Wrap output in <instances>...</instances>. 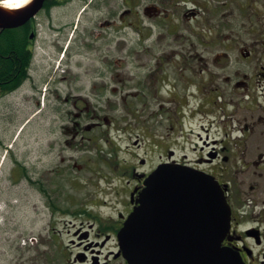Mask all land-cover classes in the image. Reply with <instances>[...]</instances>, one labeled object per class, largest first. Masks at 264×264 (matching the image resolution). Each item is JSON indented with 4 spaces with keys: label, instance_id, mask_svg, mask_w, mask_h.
I'll list each match as a JSON object with an SVG mask.
<instances>
[{
    "label": "rangeland",
    "instance_id": "374dc122",
    "mask_svg": "<svg viewBox=\"0 0 264 264\" xmlns=\"http://www.w3.org/2000/svg\"><path fill=\"white\" fill-rule=\"evenodd\" d=\"M83 5L74 0L36 19L31 80L0 95V264H63L75 252L72 232L90 231L94 223L83 212L105 218L123 211L129 195L122 187L136 182L131 168L147 173L167 160V151L168 158L195 161L206 153L200 150L205 142L224 139L225 133L223 143L233 151L223 152L230 161L220 166L237 172L236 189L238 178L244 179L243 193L260 196L250 186L257 182V121L264 116V0H244L246 11L224 5L201 9L179 39L156 28L151 42L124 25L103 27L95 39L88 31L95 34L106 15L96 14L94 21L79 14ZM141 15L137 25L144 29ZM54 26H63L66 34L57 36ZM174 51L186 54L181 77L201 85L198 97L187 103L181 88L171 92L174 71H162L171 67L166 57ZM63 76L77 82L61 81ZM77 97L90 105L82 109L90 115L80 126L98 123L99 130L80 128L76 134L70 118L77 113L72 104ZM204 100L215 104L201 105ZM197 105L203 106L199 114Z\"/></svg>",
    "mask_w": 264,
    "mask_h": 264
},
{
    "label": "flooded vegetation",
    "instance_id": "af4514ba",
    "mask_svg": "<svg viewBox=\"0 0 264 264\" xmlns=\"http://www.w3.org/2000/svg\"><path fill=\"white\" fill-rule=\"evenodd\" d=\"M70 2H72V0ZM84 2L85 6L82 11L86 10V14H90L92 17L96 14H105L107 18L106 20L97 22V28L93 29L95 34L88 31L90 36H95V39L101 36L103 32L101 29H104L103 27L111 29L118 25L135 28L139 31V38L145 36V38H150V42L153 41L152 37L156 32V28H164L166 35H173V37L179 39V32L184 30L189 20L197 19L201 9L209 8V10H211L215 9L216 5H224L225 7L237 8L239 11H246L245 6H242L244 0H203L204 3H201L199 0H112V2H110V0H84ZM60 7H62V5H53L49 8V14H51L54 8ZM46 12L47 10L44 8L39 13V16L46 15ZM141 13L146 17V19L143 20L146 24L144 29H142L141 25H137V22H140L142 19ZM99 16L100 15L95 16L96 18H93V20L96 21ZM206 26L209 29L211 28L209 22H206ZM60 27L63 26L53 27L56 33L59 34L57 36L66 34L63 28ZM249 54V52L246 53L247 56ZM185 55V53H178L177 51H174L172 54H167L168 57H166V59L168 63L166 66L171 64V67L166 69L162 68V71H164V74L174 71L172 76L176 82L174 81L173 85L169 84L170 87H173L171 92H179L181 88L183 92V96L181 97L182 101L187 103L191 99H194V97H198L196 91H200L201 85L195 86L199 84L196 82V78L193 79V77L188 76L186 77V79L190 80L188 81L181 77L180 71L185 69L184 66L181 67ZM190 71H193L192 66L189 68V72ZM263 71L264 67H261L260 76L264 78ZM74 78L75 76L71 78L63 76L61 81L68 79L76 83L77 80ZM100 79L104 80L103 77H100ZM240 85V83H237V87ZM102 88L106 90L104 84ZM174 95L178 96L177 93ZM260 98L264 101V95H261ZM198 100H201V98L199 97ZM172 101L174 102L173 99ZM177 102L178 101H176V103ZM209 103L212 105L215 104L213 102ZM72 104L77 113L74 114V117L70 118V121H72L73 126H75L76 134H79L82 129L90 130L93 127L96 130L100 129V124L98 123H87L84 126H80V123L84 122L83 116L85 115L86 117L90 115L82 112L84 107L90 109V105L83 98H74ZM261 104L260 102V109L264 112V105ZM196 108V114H199L201 110L200 106L197 105ZM177 116L176 112L174 117ZM93 119L94 118H90V120ZM105 122H107V119H105ZM175 122H177V119L173 121V124ZM257 122L260 125V152L257 155V161L253 162V165L257 166L258 169V172H255L257 182L250 186L251 191H257V194H260L257 199H250V197L243 193L242 187L245 182L244 179L239 180L238 178L239 185L238 189H236L232 183L233 177L237 178V172L232 169L227 170V167H224L225 165L220 166L219 164L220 162L228 163L230 161L229 156L224 155L223 152L233 151V148H231V150L227 148V143H223L225 141L224 139L228 136L227 133H225L224 139L212 140L210 143L205 142L200 150L203 151V149L206 148V153L203 154L201 152L199 158L195 161H187L185 156L183 159H176L177 161H175L181 165L201 170L212 175L222 188L224 187L226 199L231 209V215L230 229L221 242V248L235 252L243 264H264V116H260ZM247 127L246 125L244 126L246 130ZM79 129L80 131L78 132ZM230 139H232V137ZM169 154L170 151H167V160H163L162 162L174 160L173 158H168ZM241 157L244 158L243 155H241ZM146 175H148V173L137 174L135 173V169H132L131 178H135L136 182L130 187L127 185L122 187L128 189L129 195L128 201L124 202L123 211L109 214L105 218H101L98 214L91 212L81 214L84 217L94 220V223L88 225L90 231L72 232L77 240V242L70 240V244L75 248V252L74 250H70L64 257L65 260L63 264H129L123 257L118 234L126 218L134 209L138 192L142 189L143 179ZM99 206H101V203H99ZM185 216L183 214L175 215V217L171 219L173 221L171 223L166 221L165 224H162V228L170 229L171 227L178 230L180 232L179 235L183 237L190 235L189 233H191V231L195 233L197 227L195 219L193 221L189 218L185 220ZM80 227L84 228L83 224H80ZM189 238L190 236L183 239L185 246L190 245ZM193 242L192 246L195 248V240ZM61 256L63 257L64 255L62 254ZM193 257L195 258L194 253ZM37 262L38 261L34 263ZM57 264H62V262Z\"/></svg>",
    "mask_w": 264,
    "mask_h": 264
},
{
    "label": "water",
    "instance_id": "95a60500",
    "mask_svg": "<svg viewBox=\"0 0 264 264\" xmlns=\"http://www.w3.org/2000/svg\"><path fill=\"white\" fill-rule=\"evenodd\" d=\"M44 2L32 0L18 9L0 4V30L25 25ZM137 204L119 234L129 264H242L236 254L220 247L229 229L230 209L212 176L176 164L159 165L144 180ZM177 214L195 219V233L183 237L178 230L162 228ZM189 236L190 245L185 246L183 239Z\"/></svg>",
    "mask_w": 264,
    "mask_h": 264
},
{
    "label": "trees",
    "instance_id": "16d2710c",
    "mask_svg": "<svg viewBox=\"0 0 264 264\" xmlns=\"http://www.w3.org/2000/svg\"><path fill=\"white\" fill-rule=\"evenodd\" d=\"M53 0H48L52 2ZM32 58L28 33L20 28L0 33V95L15 90L27 77Z\"/></svg>",
    "mask_w": 264,
    "mask_h": 264
},
{
    "label": "bare ground",
    "instance_id": "6f19581e",
    "mask_svg": "<svg viewBox=\"0 0 264 264\" xmlns=\"http://www.w3.org/2000/svg\"><path fill=\"white\" fill-rule=\"evenodd\" d=\"M32 0H4L1 2L7 8L18 9L28 5Z\"/></svg>",
    "mask_w": 264,
    "mask_h": 264
}]
</instances>
